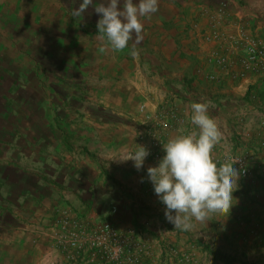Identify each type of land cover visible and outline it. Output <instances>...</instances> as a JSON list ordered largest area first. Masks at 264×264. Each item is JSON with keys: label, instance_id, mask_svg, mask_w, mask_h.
<instances>
[{"label": "crops", "instance_id": "1", "mask_svg": "<svg viewBox=\"0 0 264 264\" xmlns=\"http://www.w3.org/2000/svg\"><path fill=\"white\" fill-rule=\"evenodd\" d=\"M103 2L75 17L81 0H0V264H67L54 242L66 214L90 229L108 222L134 232L149 246L143 264H166V249L191 246L192 264H264V70L242 65L247 41L264 43V0H158L141 18L135 58V37L118 53L99 39ZM4 15L18 19L4 25ZM14 88L20 112L5 122ZM192 102L208 103L218 125V167L227 161L239 174L236 160L246 157L249 176L239 174L229 213L182 231L147 177L164 150L140 170L118 159L147 147L142 105L175 107L182 121L167 143L199 131L185 112Z\"/></svg>", "mask_w": 264, "mask_h": 264}, {"label": "clouds", "instance_id": "2", "mask_svg": "<svg viewBox=\"0 0 264 264\" xmlns=\"http://www.w3.org/2000/svg\"><path fill=\"white\" fill-rule=\"evenodd\" d=\"M92 4L93 0H81L72 15L79 17ZM158 7V0H123L122 7L121 0H105L95 7L100 16L97 23L99 39L111 51L118 53L129 47V42L135 37L130 54L137 57V45L143 40L141 18L150 19ZM189 110L190 122L199 131L170 138L163 144L166 155L158 166L147 169L155 194L166 206L167 221L182 231L192 228L193 219L205 223L213 214L229 213L239 178L233 163L226 161L218 167L213 159L212 151L219 143L221 133L216 121L208 115V103L192 102L185 110L186 114ZM183 131L179 130L180 133ZM149 154L146 148L139 146L135 152H127L118 160L132 161L140 170Z\"/></svg>", "mask_w": 264, "mask_h": 264}, {"label": "built area", "instance_id": "3", "mask_svg": "<svg viewBox=\"0 0 264 264\" xmlns=\"http://www.w3.org/2000/svg\"><path fill=\"white\" fill-rule=\"evenodd\" d=\"M216 32L215 29L214 34ZM246 54L247 58L242 60V65L264 70V43L259 40H248ZM218 63L224 68L227 60L219 57ZM139 110L148 136L146 149L150 154L146 158L159 161L163 156V144L182 119L171 104L160 105L151 113L147 112L146 105H142ZM236 165L240 176L247 178L249 176L247 158L239 157ZM63 217L56 227L54 242L70 262L86 260L87 264H143L149 256V246L134 232L122 234L108 222L90 229L67 214ZM194 250L195 246L186 251L166 249L164 252L166 264H192Z\"/></svg>", "mask_w": 264, "mask_h": 264}, {"label": "rangeland", "instance_id": "4", "mask_svg": "<svg viewBox=\"0 0 264 264\" xmlns=\"http://www.w3.org/2000/svg\"><path fill=\"white\" fill-rule=\"evenodd\" d=\"M9 2L10 3H12L13 5H17V6H19V2H20V0H9ZM24 3V2H23ZM1 4L2 3H0V6H1ZM30 4H32V3H30ZM20 7V6H19ZM23 7V6H22ZM21 7V8H22ZM1 12V11H0ZM3 17V20H2V23L4 24V25H8L10 22L11 23H13V22H15V21H17V19H18V17H15V16H13V15H10V16H8V15H4V16H2ZM36 25L38 26L39 24L38 23H36ZM9 27V26H8ZM11 65V63L9 64V66ZM11 67V66H10ZM10 67H9V69H10ZM3 83H5V80L3 81ZM17 90H16V88H14V89H10L9 91H8V95H6L7 96V99L5 98V99H3V101H6L7 102V104H5L4 105V110H3V112H4V114H3V117L6 119L5 120V122H10V117H14V116H16L17 118H18V114L16 115V114H14L15 113V111H17V112H20V107H21V105L18 103V101L16 100V95H17ZM12 95H14V97L12 98ZM10 97V98H9ZM28 101H30L31 102V100H28ZM41 109H40V111H42V112H44L43 110H44V106H41L40 107ZM44 115V114H43ZM3 119V118H2ZM4 120V119H3ZM58 122V121H57ZM4 132V131H3ZM14 135L17 137V142H19V141H21V140H24L25 139V135L22 133V131L20 130L19 132L18 131H16V133H12L11 134V136L12 137H14ZM32 139L33 140H36L37 141V139H36V137H32ZM3 144V140H2V138H0V145H2ZM56 231H57V229H56ZM56 234V233H55ZM55 245H56V243H55ZM56 247H57V245H56ZM169 249V248H168ZM59 251H60V253L63 255V257H64V259L67 261V264H87L88 263V261H83V262H80V261H78V262H70V261H68V259H67V257L62 253V251L60 250V249H58ZM162 264H164V263H162ZM213 264H225V263H223V262H221V261H218V262H216V260H214V263ZM235 264V263H234Z\"/></svg>", "mask_w": 264, "mask_h": 264}, {"label": "trees", "instance_id": "5", "mask_svg": "<svg viewBox=\"0 0 264 264\" xmlns=\"http://www.w3.org/2000/svg\"><path fill=\"white\" fill-rule=\"evenodd\" d=\"M215 258H216L215 259L216 262L221 261V262H223L225 264H234L235 263V260L234 259L224 258V257H220V256H218V257L216 256Z\"/></svg>", "mask_w": 264, "mask_h": 264}]
</instances>
